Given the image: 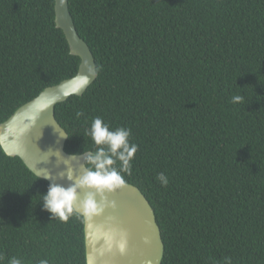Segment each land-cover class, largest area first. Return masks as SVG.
Listing matches in <instances>:
<instances>
[{
    "label": "trees",
    "instance_id": "16d2710c",
    "mask_svg": "<svg viewBox=\"0 0 264 264\" xmlns=\"http://www.w3.org/2000/svg\"><path fill=\"white\" fill-rule=\"evenodd\" d=\"M69 2L98 77L56 105L66 150H95V117L131 129L124 178L156 211L162 264H264V0ZM55 16V0H0V122L77 73ZM49 183L0 144V264H87L85 221L43 209Z\"/></svg>",
    "mask_w": 264,
    "mask_h": 264
},
{
    "label": "water",
    "instance_id": "95a60500",
    "mask_svg": "<svg viewBox=\"0 0 264 264\" xmlns=\"http://www.w3.org/2000/svg\"><path fill=\"white\" fill-rule=\"evenodd\" d=\"M55 13L57 27L64 31L71 53L81 58L79 69L74 76L47 86L0 122V144L6 154L19 156L36 175L47 169L52 181L67 186L72 183L67 178L69 169L75 176L87 169L85 155L89 151L66 150L69 133L57 119L56 105L72 95H83L97 79L98 71L89 73V65L97 69L96 58L77 29L69 0H55ZM60 131H64L63 137ZM109 199L115 200V209L109 207L103 215L85 221L87 264H162L165 242L161 226L142 189L126 181L123 188L109 194ZM113 228L127 233L123 253L115 247L109 249L103 241L101 233Z\"/></svg>",
    "mask_w": 264,
    "mask_h": 264
},
{
    "label": "clouds",
    "instance_id": "9594fccd",
    "mask_svg": "<svg viewBox=\"0 0 264 264\" xmlns=\"http://www.w3.org/2000/svg\"><path fill=\"white\" fill-rule=\"evenodd\" d=\"M96 71L98 69L89 65L91 75H95ZM243 100V96L235 95L231 102L235 104ZM64 135V131H60V136ZM86 135L91 137L96 148L86 152L85 162L88 167L81 175L75 176L72 169L68 170L67 178L72 183L65 186L52 181V175L47 169L38 173L39 179L50 181L47 192L41 194V201L43 209L51 214L52 219L67 222L70 217L76 216L84 221H92L103 215L107 208L115 209L116 202L109 199V194L123 188L126 185L124 174L130 175L132 172L131 161L138 145L129 142L131 129H111L101 117H95ZM157 179L165 186L168 184L164 173H160ZM80 190H84L83 196ZM101 236L109 249L115 247L121 253L126 251L127 233L113 228L103 231ZM9 264H23V261L12 257ZM39 264H48V261L41 260ZM228 264H231L230 260Z\"/></svg>",
    "mask_w": 264,
    "mask_h": 264
}]
</instances>
